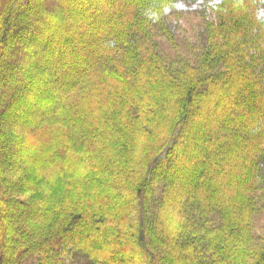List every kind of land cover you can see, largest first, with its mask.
<instances>
[{
  "label": "trees",
  "instance_id": "trees-1",
  "mask_svg": "<svg viewBox=\"0 0 264 264\" xmlns=\"http://www.w3.org/2000/svg\"><path fill=\"white\" fill-rule=\"evenodd\" d=\"M237 1L0 0V264H264V0Z\"/></svg>",
  "mask_w": 264,
  "mask_h": 264
},
{
  "label": "rangeland",
  "instance_id": "rangeland-1",
  "mask_svg": "<svg viewBox=\"0 0 264 264\" xmlns=\"http://www.w3.org/2000/svg\"><path fill=\"white\" fill-rule=\"evenodd\" d=\"M236 2L238 1L236 0ZM191 14L192 13H189V15L184 16L183 19L181 18V22L184 28H186V35L192 37L193 39L201 36L200 25L202 24L203 20L198 17L192 16ZM5 129L8 133H12L11 128L6 127Z\"/></svg>",
  "mask_w": 264,
  "mask_h": 264
}]
</instances>
